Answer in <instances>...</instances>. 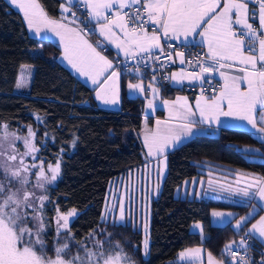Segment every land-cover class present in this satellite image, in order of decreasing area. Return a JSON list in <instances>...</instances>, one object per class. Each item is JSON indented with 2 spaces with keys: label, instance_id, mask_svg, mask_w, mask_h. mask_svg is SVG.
<instances>
[{
  "label": "snow or ice",
  "instance_id": "6c2138e0",
  "mask_svg": "<svg viewBox=\"0 0 264 264\" xmlns=\"http://www.w3.org/2000/svg\"><path fill=\"white\" fill-rule=\"evenodd\" d=\"M10 2L23 13L28 27L35 29L37 35L46 29L60 37L64 43V59L81 75L90 78L93 84L101 85L97 99L105 104L118 103L121 72L101 54L103 49L98 51V46H93L86 38L88 32L84 29L94 31L88 27L93 21L108 44L114 45L126 59L136 61L134 76L143 75L139 65L147 67L152 60L161 62V55L164 54L161 34L163 38L172 40L180 37L187 40L197 35L203 38L208 46V60L212 63L198 58L188 60L189 66L198 67V71L181 70L164 77L177 85H183L185 80L189 83L199 82L201 92L196 100V108L193 110L186 97H177L171 102L161 101L169 108L170 120L177 123L172 125L157 120L155 132L145 128L144 142L148 157L163 163L166 160L165 150L179 147L184 139L193 137L196 134L194 128L199 125L207 124L209 128L217 125V129L212 130L213 134L222 124L228 127L221 117L246 122L252 129L264 133V0H223V3L222 0H67L66 3L62 0L59 19L50 17L38 0ZM81 5L85 18L80 23L84 24V28L69 27V24H75L80 19L77 11L81 10ZM72 8L77 11H72V20L66 24L64 21L68 17L65 14ZM257 19L258 26H254L250 20ZM235 26H239L238 29ZM156 50H159V54ZM172 55L167 53V58L171 60ZM175 55L180 64H185L183 52L178 51ZM232 68L242 75L221 71ZM127 69L125 63L124 70ZM156 71L153 68V72ZM215 72H219L223 83L218 89L212 85V91L217 94L209 96L204 85L211 83ZM104 73L107 75L101 82L98 77ZM205 74H208L207 77ZM109 81L107 91L110 95H102L106 91L103 84ZM242 83L246 84V88L242 89ZM161 86L153 75L147 85V91L153 97L148 100V107L152 111L156 110L154 100ZM17 87H21V84L18 83ZM127 87L137 93L146 91L142 82H130ZM197 113L199 119H193ZM200 131L207 130L201 128ZM35 139L36 134L30 127L27 135L9 132L6 124L0 129V264H133L131 257L119 242L112 239L113 234L107 228L100 229L102 236L93 230L86 242L80 243L74 252L72 244L77 243V238L71 233L69 218L76 215V209L61 212L58 206L54 209L55 256L48 255L45 237L53 221L47 217L46 208L54 203L49 197V186L57 181L63 160L62 156H58L53 163H48L42 154L38 155L40 149ZM17 142L23 144V150ZM72 144L75 146V140ZM162 175L163 169H158L157 181ZM208 184L212 191H216L212 180ZM253 188L255 191H250ZM237 191L250 200L259 197L264 201V177H253L244 189ZM142 208L141 205V213ZM114 209H117L116 203L106 204L101 220L112 227L116 223H126L123 199L118 205V216L110 217ZM225 215L212 212V216L219 219ZM247 221L248 217H241L236 228L242 230ZM195 227L200 229L201 225L197 223ZM257 233L259 237H264V216L244 233L237 247L244 246L247 252L251 248L248 241L257 239ZM259 242L264 245V239ZM232 244L235 241L225 246L222 253L224 258L220 260L207 252V264H248V260L238 257V253L232 250ZM202 251L201 248L187 249L180 256L189 264H204ZM144 253L148 255L147 238ZM261 264H264V260Z\"/></svg>",
  "mask_w": 264,
  "mask_h": 264
},
{
  "label": "trees",
  "instance_id": "16d2710c",
  "mask_svg": "<svg viewBox=\"0 0 264 264\" xmlns=\"http://www.w3.org/2000/svg\"><path fill=\"white\" fill-rule=\"evenodd\" d=\"M39 1L50 16L60 17L62 0ZM77 15L84 16L83 10L77 11ZM59 50L54 42L32 37L21 13L6 0H0V125L5 123L12 129L30 125L36 130L38 142L48 132L50 140L45 154L64 149L60 177L50 188V198L53 209L58 206L61 212L77 210L69 221L77 243L93 230L100 233L101 228H107L134 264H181L176 260L177 253L194 245H202L223 259L225 246L244 237L257 214L248 219L242 230L234 229L231 221L216 225L210 221L213 207L231 208L238 217L249 204L176 196L175 189L185 179L207 171L227 175L245 172L264 177V140L243 129L223 127L215 135H195L168 151L161 189L151 201L149 254L144 258L140 230L129 223H116L112 227L101 220L110 181L146 160L139 139L144 99L128 95L123 88L120 109L99 107L93 89L56 59ZM23 64L33 65V73L28 91L16 93L14 87ZM161 87L167 96L182 91L168 84ZM152 120L151 116L146 118L148 124ZM73 140L75 146L70 150ZM197 220L202 222L201 233L190 230V224ZM45 238L46 251L53 255L52 229ZM249 242L248 257L254 264L262 262L260 246L252 239Z\"/></svg>",
  "mask_w": 264,
  "mask_h": 264
},
{
  "label": "crops",
  "instance_id": "0c3cea01",
  "mask_svg": "<svg viewBox=\"0 0 264 264\" xmlns=\"http://www.w3.org/2000/svg\"><path fill=\"white\" fill-rule=\"evenodd\" d=\"M6 1L14 9L18 10L14 5L11 4L10 0H6ZM38 2L43 6V4L39 0H38ZM64 2L66 3L67 0H64ZM222 3H223V0H222ZM250 7H251V5H250ZM43 8H44V6H43ZM60 9H61V7H60ZM44 10H45V8H44ZM219 10L220 9H217V11H219ZM72 11H74V8H72L68 13L65 14L68 17V20H65L64 23L68 24L69 21L72 20V14H71ZM19 12L21 13V16L23 18V21L25 23V26L27 28L28 33L32 37L49 40L51 42L58 44V46L60 47V50L56 56V59L62 65L67 67L79 80L86 83L87 85H89L93 89V98L95 99V101L99 107L104 108V109H112V110L120 109V100H121V93H122L123 88H124L125 92L130 96L143 97L144 103H143V108H142V114L144 117V121H143L142 126H141L139 139H140V142H141L144 154H145V158H146L144 163L155 161L156 159L150 158L146 155L148 152V149H147V147H145V142H144L145 128L147 127L151 132H155L157 130V127H158L156 124L157 120L165 121V122L172 124V125H175V123H177L174 120H170L169 108L167 106L163 105L161 103V101L162 100H168L171 102V101H175L177 97H186L188 103L191 105L193 110H195L196 100L199 98L200 94H196V95L191 96L190 94H188L187 92H185L181 89L182 91L179 90V91L173 93L172 95L167 96L163 92L162 87H160L159 95L154 100V103L156 104L157 107H156L155 111H152L151 109L147 108V105H146V104H148V100L153 98L151 96V94L147 91V85L149 82L152 81V78L145 77L144 75L134 76L133 73L129 74V75H124L120 70L117 69L118 71L121 72V81H120V85H119V101L116 104H105V103H103L102 100L97 99V91L100 90L101 85L100 84H93L92 80L90 78L81 75L79 72L76 71L75 68H73L68 63L67 60L64 59V43L61 42L60 37L56 36L54 33L50 32L46 29L42 30L40 32V34L37 35L35 29H30L28 27L27 22L24 20L23 13L21 11H19ZM109 14H111V13H109ZM50 17H52V16H50ZM52 18L59 19L60 17H52ZM79 22L80 21L78 20L75 24H69V27L80 28ZM250 22L253 23L254 26H258V19L255 20V22H252L250 20ZM90 26L92 27V29H94V31H93L94 35L93 36H87L86 38L88 39L89 43L93 44V46H98L97 47L98 51H101V49H103L101 54L106 56L109 60H111L113 62V66H114L115 58L120 57V58L126 59L122 52H118V50L115 48L114 45L108 44V42L104 39V37H102L100 35L99 28L96 25L95 21H93L90 24ZM235 27L238 29L239 26H235ZM162 39H163V36L161 34V41H162ZM170 40H172V39H170ZM161 41H160V43H161ZM172 41L179 42V43L185 44V45L198 44L203 48L204 53L207 56V52H208L207 43L203 40L202 37H200L198 35L197 36H190V37H188L187 40H185L183 37H180L179 39L172 40ZM129 59H126V60H129ZM176 62H177V65L171 70L170 75L172 73H179L182 70V64L179 63V58L177 56H176ZM221 71H225V72L233 74V75H242V73H238L235 68L223 69ZM106 75H107V73H104V74L100 75L98 77V79L101 82H103L104 77ZM207 75L208 74H205V77H207ZM130 82L131 83H141L142 82L146 91L144 93H137L135 91L130 90L127 87L128 83H130ZM110 83L111 82L109 81L108 84H103V88L106 91H105V93H102V95H104V94L110 95V92L107 91L109 89ZM211 83L214 84L217 87V89L219 88L220 85H222L223 81H222V78H221L219 72H215L212 74ZM167 84L170 87L181 88L184 84L199 85V82L189 83V81L185 80L183 82V85H177L175 82H170V81ZM241 87H242V89L246 88V84L242 83ZM214 94H217V93H214L212 91V89L207 92V95H209V96L214 95ZM146 109H147V111H146ZM35 116H36V114H35ZM149 116H151L153 118L151 124H148L146 121V118ZM193 119L198 120L199 119V113H197V115L195 117H193ZM220 119H221V121H224L229 125L228 128L243 129V130L249 131L259 139H262L261 137H264V133H260V132H257L256 130L252 129L251 126L248 125L246 122L236 121V120H233L231 118H225V117H221ZM160 127L162 128L163 125H161ZM223 127L224 126L222 124L219 127V130ZM201 128L205 129L207 131L202 132V131H200ZM213 129H217V125L213 124L211 126V128H209V125L203 124V125H199L197 128H194V132L196 133L195 135H199V134L215 135V134H217V132L219 130L213 134V131H212ZM186 140H188V139H184V141H186ZM173 148H175V147H171L170 149H166L165 152L167 153L168 151H170ZM253 177H260V176H257L253 173H245V172H238L235 175H227V174H221V173L214 172V171H207L206 174H199V175H195V176L189 178L190 184L188 187H191L192 182H194L195 186H194V191H193V197L196 198L197 195H200V197H198L197 199H210L212 201L219 202V203L236 204V205L249 204L248 209L243 214H241L240 217H248V219H249L252 216H254L255 214H257V215L252 219V221L249 223L248 227L246 228V232H247L248 230L251 229L252 224L256 223L261 216H264V201H261L259 199V197H255V198L250 200L248 197L243 196V194L241 192L237 191L238 189H244L246 187V185L252 181ZM209 180H212L214 182L213 186L216 187V191H212L211 188L209 187V184H208ZM216 181H220L221 185L216 184L217 183ZM220 186H223L224 189H231V190H222ZM199 189H201V190L198 193ZM250 191H255V189L253 188ZM185 196H187V195H185ZM218 208H224V207H218ZM229 209H231V208H229ZM259 210H261V211L259 213H257ZM229 211L236 212L233 209L229 210ZM250 213H252L251 216L249 215ZM226 220H229V219H225V221H222V222H226ZM210 221L212 223H215V224H222V223H220V221H212V209L210 210ZM190 227H191V224H190ZM195 230H196V232L201 233V231H199L197 229H195ZM236 230H238V229H236ZM256 236H257V239H252V240H254L260 246V248L263 252L261 259L264 260V245H261V243L259 242V240L264 239V237H259L258 233L256 234ZM243 238L244 237L241 236L237 240H235V244H232V248L238 246L240 240ZM249 241H251V240H249ZM199 247H202V249H203L201 256L204 260V263L207 264V252L208 251L202 245H199ZM214 257H216V256H214ZM216 259L220 260L221 258L216 257Z\"/></svg>",
  "mask_w": 264,
  "mask_h": 264
},
{
  "label": "rangeland",
  "instance_id": "374dc122",
  "mask_svg": "<svg viewBox=\"0 0 264 264\" xmlns=\"http://www.w3.org/2000/svg\"><path fill=\"white\" fill-rule=\"evenodd\" d=\"M33 73V65L31 64H23L20 67L19 74L17 77V81L14 87V92L16 93H25L28 91V87L30 84L31 76ZM23 77V79H22ZM21 84V87H17V84ZM147 108L148 107V104ZM112 110V109H111ZM147 111V109H146ZM36 117H40L39 115L36 114ZM42 118V117H40ZM42 121V119H41ZM3 125L5 123L0 125V129H2ZM7 125V124H6ZM8 126V125H7ZM31 128L35 134L36 130L33 129L30 125H20L17 128H9V132L12 133H23L24 135H27L28 133V128ZM50 140V135L48 132L43 133L42 139L38 142L37 138L35 139L36 146L40 149V153L42 154L48 163H53L58 156H62L64 154V149L63 152H61V149H59L57 152L49 151L48 154H45L44 151H48V148L46 147L47 142ZM19 144V147L21 150H23V144L20 142H17ZM73 149V144H70V150ZM46 167V165H45ZM158 169H163V175L159 177V181H157V173ZM167 171V158L166 160L163 161V163H160L158 160L148 162V163H142L132 169H129L125 174L119 175L115 178H113L108 186L106 197H105V202L103 206L102 212L105 210V206L111 205L113 203L117 204V209H114L112 213H110V217H117L118 216V205L121 199H123L124 204H125V213H126V223L131 224L133 227L141 231L142 234V239H141V253L144 258H147L144 253V241L147 238L148 241V254H149V244H150V220H151V201L154 197H156L161 189L163 179L165 177ZM60 177V175H59ZM58 177V179H59ZM57 179V180H58ZM57 182V181H56ZM49 186V197H50V188L51 186L55 185V183ZM157 182H158V187H157ZM218 185H221L220 181H216ZM190 184L189 178L185 179L181 185H179L176 190H175V195L176 196H185L186 197H193V191H194V182H192L191 187H188ZM201 189H199L198 193L200 192ZM200 197V195H197L196 198ZM51 199V198H50ZM53 205H48L46 208L47 211V217L49 218V210L52 209V227L47 229V232L49 229L53 230V240H52V247L54 249L56 240H55V223H54V217L56 215L55 210L53 209ZM141 205L143 206L142 208V213H141ZM71 209L67 210L70 211ZM232 209L229 208H218V207H213V211L217 212H222L225 213L226 215L223 217V219L215 218L212 216V221H220V223L224 224L227 221H231L233 227L236 228L237 222L240 220V215L239 217H235L236 212L229 211ZM64 211V212H67ZM231 215H227V214ZM77 214V210H76ZM73 217L69 218V221L73 219ZM235 217V218H234ZM50 219V218H49ZM226 222H222L225 221ZM199 223L201 225L200 229H197L195 227V224ZM212 223V222H211ZM215 224V223H213ZM145 225L147 226V229L145 230ZM216 225H221V224H216ZM202 231V222L197 220L191 223L190 230L193 232H196V230ZM89 236V235H88ZM88 236L81 242L77 243L75 247L73 248V251L75 252L76 248L79 246L80 243L86 242ZM46 240V238H45ZM47 246V244H46ZM237 247V246H236ZM243 248L244 246H239ZM195 248H201L199 245H194V246H189L186 247L182 250H180L177 253L176 260L180 262L181 264H189L188 261L185 259L181 258L180 253L186 251L187 249H195ZM48 253V252H47ZM50 257L55 256V253L53 251V255L49 254ZM134 264V263H133ZM205 264V263H204Z\"/></svg>",
  "mask_w": 264,
  "mask_h": 264
},
{
  "label": "built area",
  "instance_id": "2783aa9c",
  "mask_svg": "<svg viewBox=\"0 0 264 264\" xmlns=\"http://www.w3.org/2000/svg\"><path fill=\"white\" fill-rule=\"evenodd\" d=\"M81 10H83V6L81 5ZM111 15V14H109ZM79 21L84 20V16L79 17ZM252 22H255V20H251ZM79 27L84 28V24L79 22ZM89 28H92L90 25ZM85 32H88L87 36H93V31H88V28L84 29ZM166 45H171L172 47H167ZM161 47L164 50V54L161 55V62H156L155 60L149 61L148 66L145 67L144 65H139L141 67L142 72L145 76H148L152 78L153 75L156 76V82L158 85H164L169 82V80L164 79L166 76H170L171 70L177 65L176 62V52H183L184 58H185V64L182 65V70L185 72H192V71H198V67L193 68L189 66L187 63L188 60H194V59H200L202 61L207 60L208 63H212L211 60H208V57L205 55L203 48L198 44H190L185 45L181 44L179 42H174L170 39L163 38L161 41ZM157 54H159V50H156ZM167 53H173L171 60L167 58ZM175 61V62H173ZM125 63L128 65V69L124 70ZM163 64L164 66H161ZM137 66L136 61L129 59L126 60L124 58L117 57L115 58L114 67L118 70H120L122 73H128L132 74L134 73L135 67ZM153 68H156L157 71L153 72ZM212 83L205 84L204 87L209 90L212 89ZM182 90L187 92L188 94L196 95L200 94L201 88L199 85H190V84H184L182 87ZM233 251H236L238 253V257H244L246 260H248V264H254L251 257H248L247 252H245L244 247H236L233 249ZM230 255V254H229ZM250 258V259H249ZM257 264H261V262H258Z\"/></svg>",
  "mask_w": 264,
  "mask_h": 264
}]
</instances>
